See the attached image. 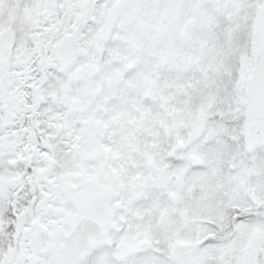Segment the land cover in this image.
<instances>
[{
    "label": "snow or ice",
    "instance_id": "6c2138e0",
    "mask_svg": "<svg viewBox=\"0 0 264 264\" xmlns=\"http://www.w3.org/2000/svg\"><path fill=\"white\" fill-rule=\"evenodd\" d=\"M0 264H264V0H0Z\"/></svg>",
    "mask_w": 264,
    "mask_h": 264
}]
</instances>
